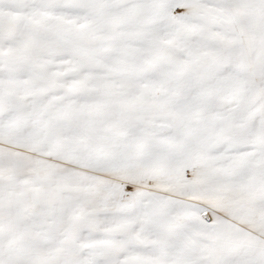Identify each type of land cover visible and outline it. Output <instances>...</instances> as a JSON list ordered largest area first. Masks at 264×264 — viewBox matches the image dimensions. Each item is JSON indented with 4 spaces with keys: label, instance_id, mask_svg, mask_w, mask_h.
Returning <instances> with one entry per match:
<instances>
[{
    "label": "snow or ice",
    "instance_id": "snow-or-ice-1",
    "mask_svg": "<svg viewBox=\"0 0 264 264\" xmlns=\"http://www.w3.org/2000/svg\"><path fill=\"white\" fill-rule=\"evenodd\" d=\"M0 264H264V0H0Z\"/></svg>",
    "mask_w": 264,
    "mask_h": 264
}]
</instances>
